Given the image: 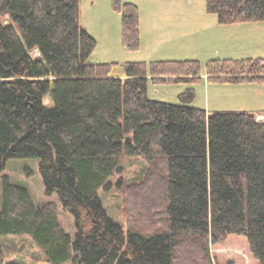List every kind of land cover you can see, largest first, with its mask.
<instances>
[{
    "label": "trees",
    "instance_id": "16d2710c",
    "mask_svg": "<svg viewBox=\"0 0 264 264\" xmlns=\"http://www.w3.org/2000/svg\"><path fill=\"white\" fill-rule=\"evenodd\" d=\"M112 3L123 46L136 49L137 6ZM205 6L219 23L264 20V0ZM95 45L79 0H0V173L8 159H38L45 192L75 224L72 239L52 202L35 204L2 174L0 237H31L49 264H214L210 244L242 234L264 264V114L209 112L191 105L193 88L177 103L150 99L147 74L196 80L199 61H128L122 77L117 62H88ZM205 73L211 82H264V57L210 59ZM138 156L142 177L122 186L124 231L98 189L124 157ZM0 264H18L4 263L1 242Z\"/></svg>",
    "mask_w": 264,
    "mask_h": 264
},
{
    "label": "rangeland",
    "instance_id": "374dc122",
    "mask_svg": "<svg viewBox=\"0 0 264 264\" xmlns=\"http://www.w3.org/2000/svg\"><path fill=\"white\" fill-rule=\"evenodd\" d=\"M138 9L139 46L127 49L122 44L121 13L112 0H79L81 26L96 40L88 62H117L113 74H120L125 62L153 60H197L200 77L196 80L155 82L147 74L150 99L179 102V94L193 88L191 105L213 111H246L257 119L264 114V82L219 83L206 78V62L210 59L264 57V20L219 23L214 13L206 11L205 0H119ZM8 19L5 18V22ZM38 57L36 49L31 51ZM49 103V97H44ZM146 162L142 157H124L122 168L98 189V195L109 216L124 227L122 186L142 177ZM25 186L35 202L55 205L61 226L75 233L74 216L55 193H46L36 158H11L1 175ZM4 263L49 264L43 251L27 235L1 236ZM214 264H258L242 234H229L221 242L210 244Z\"/></svg>",
    "mask_w": 264,
    "mask_h": 264
},
{
    "label": "crops",
    "instance_id": "0c3cea01",
    "mask_svg": "<svg viewBox=\"0 0 264 264\" xmlns=\"http://www.w3.org/2000/svg\"><path fill=\"white\" fill-rule=\"evenodd\" d=\"M115 75H120V74H118V73H115Z\"/></svg>",
    "mask_w": 264,
    "mask_h": 264
}]
</instances>
